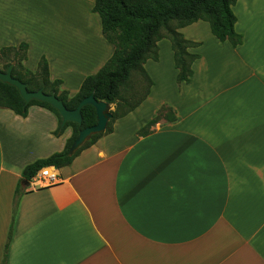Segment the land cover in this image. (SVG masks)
I'll use <instances>...</instances> for the list:
<instances>
[{"label":"crops","instance_id":"0c3cea01","mask_svg":"<svg viewBox=\"0 0 264 264\" xmlns=\"http://www.w3.org/2000/svg\"><path fill=\"white\" fill-rule=\"evenodd\" d=\"M94 5L0 0V49L28 44L25 67L35 73L45 57L51 81L74 97L115 53ZM236 6L242 45L197 38L206 22L179 30L199 57L180 85L172 45L160 41L159 61L144 66L153 86L143 104L59 170L60 184L23 183L8 264H264V0ZM35 7L45 27L32 18L16 38L15 15ZM164 106L177 121L138 135ZM58 126L42 108L26 119L0 109V264L24 169L72 136L56 138Z\"/></svg>","mask_w":264,"mask_h":264},{"label":"trees","instance_id":"16d2710c","mask_svg":"<svg viewBox=\"0 0 264 264\" xmlns=\"http://www.w3.org/2000/svg\"><path fill=\"white\" fill-rule=\"evenodd\" d=\"M239 0H95L92 10L101 20L102 33L110 43L115 53L110 61L94 76L86 78L80 91L71 97L61 87L63 82L51 81L49 64L41 58L36 73L28 70L24 63L28 60L29 46L26 43L18 48L9 47L0 49V58L6 63L2 72L6 73L14 64L12 76L26 84L29 92L45 90L48 95L55 94L70 111L78 108L79 104L94 94L97 101L114 105L112 120L104 133L92 139L74 156L69 152L78 138L79 133L97 125L96 110L92 106L85 107L81 114L82 125L73 123L62 127V118L59 112L47 104L32 102L26 106L19 92L0 82V109L13 111L21 118L26 119L32 107H38L51 112L58 120V129L53 134L56 138L64 135L67 129L72 130V136L67 141L62 153L52 155L47 159L36 161L27 166L22 173V180L18 184L13 201V218L8 238L4 248L2 264H8V252L12 242L13 228L21 198L27 193L23 183H31L43 169H64L73 164L84 151L90 149L102 138L114 132L115 123L135 112L147 99L153 82L146 73L144 66L148 61H159L158 43L169 40L174 53V64L178 71V84L189 83L192 76V65L199 58L189 53V49L196 44L187 41L179 30L198 22L209 24L213 36L220 43H229L238 48L243 43V37L236 32L237 18L233 9ZM142 76L147 87L134 103H130L127 96L134 91L132 80ZM165 119L169 123L177 121L175 111L164 106L157 117L149 122L138 135H147L159 120Z\"/></svg>","mask_w":264,"mask_h":264},{"label":"water","instance_id":"95a60500","mask_svg":"<svg viewBox=\"0 0 264 264\" xmlns=\"http://www.w3.org/2000/svg\"><path fill=\"white\" fill-rule=\"evenodd\" d=\"M14 69V64L11 65L6 73L0 71V82L15 88L22 99L25 101L26 106L32 102H39L42 104H47L57 112H59L62 118V127H65L69 123L82 125V110L87 106H92L95 108L97 114V125L91 128H87L79 133L78 138L74 141L69 155L74 156L92 139V137L104 133L107 129L109 122L112 120V110L111 105L105 102L97 101L92 94L90 97L84 99L74 111H70L66 108L63 101H61L55 94L48 95L45 93L44 89L38 92H29L26 84L15 79L12 76Z\"/></svg>","mask_w":264,"mask_h":264},{"label":"rangeland","instance_id":"374dc122","mask_svg":"<svg viewBox=\"0 0 264 264\" xmlns=\"http://www.w3.org/2000/svg\"><path fill=\"white\" fill-rule=\"evenodd\" d=\"M35 9L37 10V13H30V14L23 13L22 15L20 14L19 15V20L20 21L18 20L17 15H15L14 26L19 28V29L15 28L18 31V34H16L17 35L16 38H21V37L22 38H26V35L29 34L27 27H29L30 22H31L30 20L32 18H35L36 21L38 22V23H36L37 26H40L41 28L45 27V24H44L45 15L42 14L43 11H45V8L35 7ZM38 10H40L42 12H40ZM197 36H198L197 38H199L201 40H204L207 43L210 42V39H215L213 34H211L210 29L209 28L207 29L205 27L199 28V33H198ZM58 42H61V38H59ZM20 45L12 46V47L18 48ZM44 59H45V57H44ZM164 59H165L166 62L164 61L163 68L166 69L167 65H168V61L166 59V55H164ZM5 64L6 63L0 58V71L4 70ZM28 70L32 71L31 68H28ZM132 87L134 88V91H129V94L127 95L130 98V103H134L138 99V97L145 92V89L147 87V83H146L145 79L142 76L138 75V76L133 78ZM112 107H113V110H112V113H113L115 111L116 107L114 105H112Z\"/></svg>","mask_w":264,"mask_h":264},{"label":"built area","instance_id":"2783aa9c","mask_svg":"<svg viewBox=\"0 0 264 264\" xmlns=\"http://www.w3.org/2000/svg\"><path fill=\"white\" fill-rule=\"evenodd\" d=\"M33 181L36 183V186L39 187L54 186L61 183V176L59 170L55 168H46L38 173Z\"/></svg>","mask_w":264,"mask_h":264}]
</instances>
